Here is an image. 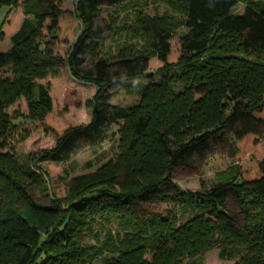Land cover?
<instances>
[{"label":"trees","instance_id":"obj_1","mask_svg":"<svg viewBox=\"0 0 264 264\" xmlns=\"http://www.w3.org/2000/svg\"><path fill=\"white\" fill-rule=\"evenodd\" d=\"M127 1L77 0L84 28L70 43L75 12L62 9L57 0H0V7L21 5L32 15L19 22L16 13L7 11L0 26V36L11 35L13 43L10 51H0V264H93L106 254L105 264H183L186 255L199 253L216 234L237 241L217 245L221 258L264 264V221L252 224L255 210L264 211V154L254 175L238 166L204 191H184L173 180L177 170L186 175L200 170L217 146L228 147L235 156L245 141L252 146L264 144V67L257 75L247 67H241L242 74L234 67L223 74L227 64L212 60L189 69L194 58L214 44L212 31L233 38L243 54L264 50V0H173L185 8L183 24L188 29L178 41L173 39L175 25L149 19L142 28L150 54L88 61L103 33L95 23L99 9ZM238 3L245 5L242 14L233 13ZM38 39L58 46L61 54L43 52ZM177 66L194 74L206 72L192 90L201 97L223 83L227 103L215 118L207 120L205 114L197 118L190 111L189 117L179 120L177 104L150 84L143 91V111L132 119L128 156L133 164L125 183L115 172L102 178V186L94 191L55 198L51 204L35 199L33 186L41 185L45 191L46 171L34 166V159L57 163L78 148L99 146L109 127L126 120L131 110L112 104L111 90L153 68L163 71ZM63 69L76 85L95 91L86 101L88 122L67 123L57 133L52 116L64 99ZM18 103H24L30 121L56 135L52 147L42 149L39 156L27 155L23 164L6 151L17 127L9 109ZM184 128L186 140L180 132ZM152 156L159 157L153 164L157 174L148 178L145 167ZM168 196L184 202L187 196L203 209L178 226L168 216L159 223L148 222L157 216L152 207ZM111 221L127 228L116 235L107 230L102 241L93 225L105 230ZM88 235L94 243L86 242Z\"/></svg>","mask_w":264,"mask_h":264},{"label":"rangeland","instance_id":"obj_2","mask_svg":"<svg viewBox=\"0 0 264 264\" xmlns=\"http://www.w3.org/2000/svg\"><path fill=\"white\" fill-rule=\"evenodd\" d=\"M57 1L62 9L75 12V29L69 39L72 43L84 28V23L76 11L77 0ZM244 7V3H238L233 9V13L242 14ZM28 10H32V8L28 7ZM7 11H10L11 14L16 13L19 22L25 18L32 19V15L26 12L27 9L21 5L1 6L0 26ZM149 19L175 25L177 28L173 30L174 41H178L188 31L183 24L185 8L173 0H128L123 4L101 7L95 23L101 27L103 33L98 38L94 48L88 53V61H95L99 58L112 61L121 57L150 54L148 39L143 34L142 28L144 22ZM211 35L214 44L209 50L194 58L192 67H189L190 70H196L193 66L199 65L198 67H200L205 62H212V60H220L227 64V69L223 74H228L233 69L232 67L238 69L239 74H242L245 69H241V67H247L249 71L255 72L257 75L260 67H264V50L243 54L237 48V43L233 38L221 36L214 31ZM38 40L41 42L43 52L50 51L61 54V49L56 45H50L47 39ZM12 47L11 35L0 36V51L7 52ZM189 69L177 66L161 71L153 68L142 76L122 81L116 89L111 90L110 102L112 104L131 108L128 118L119 121L118 124L111 125L106 140L99 146L78 148L68 159L57 163L44 161L39 157L34 159L33 165H40L46 171L45 191L42 190L41 185L38 189L32 185L35 189L32 190L35 199L42 204H51L55 198L66 197L68 199L77 192L94 191L97 187L102 186V178L110 174L112 176L115 172L119 174L120 182L125 183L128 171H130L128 167L133 164L132 158L128 156L132 119L143 111V91L150 84H155V88H160L161 93H164L163 96L170 97L177 104L179 110L177 118L179 120L189 117L190 111L197 118L202 117L203 114L207 120L215 118L227 103L221 92L220 84L223 83L209 88L206 97L193 94V87L204 79L206 72L194 74ZM62 71L64 74L61 72L62 79L60 82L66 84L64 99L57 105L52 116V121L58 130L57 133L67 123L77 125L88 122L90 110L86 106V101L91 99L95 91V88L91 86L76 85L75 81L65 74V69ZM9 112L14 114L13 119L17 127L12 134L10 147L6 151L12 153L17 164H23L28 158L27 155L36 154L39 156L38 154L42 149L54 145L56 135L46 132L40 124L30 121L25 116L24 103L10 107ZM185 131V128L180 130L183 135L181 137L186 140ZM241 146L240 152L236 153L235 156H231L228 147L225 149L217 146L200 170L191 173V175H186L184 170H177L173 175V180L182 190L195 192L210 189L212 185L231 175L238 166H244L245 169L249 170L248 175H254L253 169L257 166L261 155L264 154V144L252 146L249 141H245L241 143ZM158 160L159 157L157 156H152L151 159L147 160L145 170L148 178H154L157 174V169L153 170V164H158ZM186 198L188 201L184 202L182 198L173 201L174 199L169 196L165 197L163 201L159 202L160 205L152 207V211L157 216L148 217L147 221L159 223L161 217L168 216L174 225H182L203 209L195 200H191L187 196ZM261 214H264V211L255 210L252 224L256 221H264V219L259 220ZM95 220L99 221L98 216ZM93 227L95 231H100L102 241L105 239L107 230L111 232V235H116L117 231L123 233L127 228L121 227L116 221L107 224L105 230H101L97 224H94ZM212 238L199 253H193V257L191 254L186 255L183 258V264L190 263L192 260L195 264H239L238 258H221L220 249L217 246L230 241L236 243V239L231 240L225 235L218 234L213 235ZM85 240L94 243L92 235L86 236ZM199 240L204 241L205 238L201 236ZM107 256L106 254L97 258L93 264H105L104 259Z\"/></svg>","mask_w":264,"mask_h":264}]
</instances>
